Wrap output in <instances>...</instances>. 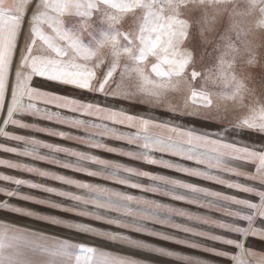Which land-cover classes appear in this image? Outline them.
<instances>
[{
    "label": "snow or ice",
    "instance_id": "obj_1",
    "mask_svg": "<svg viewBox=\"0 0 264 264\" xmlns=\"http://www.w3.org/2000/svg\"><path fill=\"white\" fill-rule=\"evenodd\" d=\"M190 2L228 15L226 31L229 35L220 37L224 48L219 57L222 74L224 57L229 54L244 53L249 65L256 63L250 40L252 29L245 27L242 21L258 12L261 19L257 26L264 27V0H12L11 3L0 0V114L4 117L0 137L21 145L12 147L0 143V151L111 181L174 203L134 196L35 164L5 158H0V166L6 169L30 173L81 192L0 171V181L15 186L13 190L0 187V193L100 221L119 230L113 239L126 246L162 253L186 264L212 262L153 247L139 237L147 236L226 258L232 264H264V252L247 246L249 238L264 241V224L256 223V219L264 220V203L261 202L264 198V103L249 107L245 115L225 123L227 118L218 115L220 101L239 99L242 103L243 93L247 91L244 81L235 75L225 81L233 89L230 96L216 94L203 85L193 86L202 74L192 68L189 78L188 69L193 57L191 52L181 49L190 27L189 22L181 18V9L188 7ZM137 11L143 13L138 29L121 30L123 18ZM38 41L40 50L54 55L36 54ZM106 49L108 62L98 77L95 70L105 63ZM149 57H155L157 61L152 64V71L167 80H148L144 68ZM227 67L231 68L232 63ZM34 77L99 93L105 98L163 107L173 115L196 116L218 127L198 128L152 114L133 113L123 106H102L98 102L57 94L43 90L44 81H34ZM133 77L139 83H134ZM203 78L206 81L213 79L211 75ZM145 84H152L151 90L145 88ZM182 84L187 87V95L181 106L168 101L166 94L179 91ZM201 108L205 110L203 116L199 112ZM213 108L217 113L215 117L210 115ZM27 118L48 123L28 122ZM50 124L76 131L61 130L48 126ZM115 125L132 131H121ZM9 126L117 154L245 195L229 194L186 179L142 170L35 135L17 134L9 131ZM153 129L158 131L153 132ZM78 132L84 135L76 134ZM249 133L258 134L260 139L245 140L244 136ZM105 138L123 141L129 147L109 146L104 142ZM168 156L197 166L176 162L166 158ZM89 165L98 167L93 169ZM249 165L252 170H248ZM141 178H147L151 183L143 184ZM21 186L69 203L15 190ZM180 205H189L196 210ZM216 244L236 251L218 249ZM117 264L146 262L131 257L118 260Z\"/></svg>",
    "mask_w": 264,
    "mask_h": 264
},
{
    "label": "crops",
    "instance_id": "obj_2",
    "mask_svg": "<svg viewBox=\"0 0 264 264\" xmlns=\"http://www.w3.org/2000/svg\"><path fill=\"white\" fill-rule=\"evenodd\" d=\"M11 2L12 0H6V3ZM28 12L30 15L31 8H29ZM138 14L141 13L137 12L134 15L136 16ZM141 17L142 16H139V18ZM181 18L188 21L187 17L181 16ZM211 18L215 20V23L213 24L214 27L212 28L213 31L207 32L208 30H211V27L207 28L206 26V16L203 15L198 17V19L204 22L203 24H201V26H199L198 24V35H229V33L226 31L229 23L227 13L223 14L221 17L217 14H213ZM260 19L261 17L257 12L253 16L248 17L247 19L242 21L245 27H250L252 29L250 40L256 54V63L254 65L248 64V56L244 53L230 54L229 58L225 57L224 59L226 68H228V63H232V67L228 68V73L230 75H227L225 73V70L223 74L221 73L219 60H215L217 62L215 63V67L219 69L214 70V73L218 75V80L216 82L221 87L223 86V89L217 91L216 94H222L225 96L231 95L233 89L230 87L228 92V86L225 81L227 79H230L232 75H235L238 79L243 80L247 87V91L243 93L244 99L242 103L239 99H227L220 101V112L218 115L227 118L225 120V123L234 121L236 118L245 115L248 112L249 107L253 105L259 107L261 103H264V87L259 85L264 84V27L257 26ZM216 20H218V22H216ZM223 27L225 28V32H221V30H223ZM26 28L27 25H25V30ZM189 34L193 33L189 32L188 35ZM253 37H255V39ZM40 49L36 52V54L54 55ZM211 62L212 60L209 61L206 59H200L197 64L198 67H203L205 73L207 64ZM189 68L190 70H192L193 63L189 66ZM254 69H260L261 72H256V74H254ZM101 74L96 73L98 77H100ZM33 79L34 81H44L43 90L52 91L62 95H71L75 98L85 101L98 102L102 106H123L126 109H130L133 113H140L144 115L152 114L161 119H170L176 122L183 123L185 125L196 126L203 129H214L218 127L217 124L204 122L202 121V119L196 116L189 117L173 115L172 113L165 111L163 107L140 105L138 103H130L129 101L113 99L111 97L105 98L102 94L99 93H89L87 92V90L75 89L74 86L71 85H62L58 82L46 81L41 77H34ZM186 93L187 87L182 84L180 91H172L168 93L169 95H167V100L174 104L182 106L183 99L186 97ZM199 112L201 116H203L205 110L201 108L199 109ZM210 115H212L213 117L217 116L215 108L212 109ZM3 118V115L0 114V124H2ZM81 118L93 119L89 117ZM27 119L28 122H38L41 124L48 123L45 121H32L31 118ZM48 126L57 127L65 131H76L74 129H69L66 126L61 125L50 124ZM114 127L119 128L121 131H132L121 125H115ZM8 130L22 135H35L37 138L90 152L92 154L100 156L101 158L119 161L153 173L159 172L176 178L186 179L190 182L200 184L201 186L210 187L229 194L240 196L245 195L242 193H238L235 190H229L225 187L215 185L208 181L186 177L181 173L161 169L158 166L147 165L138 161H133L117 154H111L102 150L87 148L84 145L76 144L72 141L48 137L46 134L32 133L27 130L14 128L13 126H9ZM152 131L156 132L158 130L153 129ZM76 134L84 135L83 132H78ZM244 139L248 141H258L260 137L258 134L249 133L244 136ZM104 142L109 146L124 148L129 147L123 141H117L110 138H105ZM0 143H5L8 146L12 147L21 146L18 144V142L5 140L3 137H0ZM0 158L11 159L22 163L35 164L38 167L56 171L87 183H93L108 188L117 189L134 196H147L150 199H157L167 203H174L172 201L166 200L164 197L153 196L152 194L143 193L140 190L121 186L111 181H106L96 177H89L82 173L60 169L56 166L49 165L43 162L33 161L29 157H21L17 156L16 154L3 153L2 151H0ZM166 158L174 160L176 162L188 164V166H197L193 162L183 161L177 157L168 156ZM89 167L95 169L98 166L89 165ZM247 167L248 170H252L251 165ZM0 171L8 175L16 176L17 178L31 179L35 182L45 183L49 186L59 187L74 192H81V190L78 189L67 188V186L61 185L59 182L42 179L30 173L21 172L19 170L6 169L4 168V166H0ZM230 178L236 179L235 177ZM140 182L146 185L151 183V181L147 178H141ZM0 187H8L7 190H13L15 186L11 185L9 182L0 181ZM15 190H18L22 194H30L39 198H48L65 204L69 203L67 201H64L62 198L50 196L49 194L43 193L39 190L29 189L27 186H21ZM252 199L256 198L252 197ZM0 201L3 202L2 204H0V264H117L118 260L131 257H135L142 262H146V264H186V262L183 260L169 258L167 255H164L162 253H156L146 250L142 251L137 248L128 247L122 241L113 239V236L119 230L113 228L112 226L105 225L100 221H96L91 218H85L71 212L58 211L42 205H38L36 203L20 200L15 196H5L3 193H0ZM261 202L264 203V198H262ZM180 206L191 208L193 211L196 210L189 205ZM250 219L255 218L250 217ZM256 223L264 224V220L256 219ZM235 238L239 239V237ZM139 239L148 242L153 247L159 246L163 249L171 250L178 254H188L190 256L202 257L212 262V264H232V261H230L229 259L213 256L204 252H199L167 241H160L147 236L139 237ZM102 244H107L111 248H103ZM214 246L218 249L229 252L236 251V249L234 248H228L220 244H216ZM247 246L252 247L254 250L264 252V241H261L258 238H249ZM115 248L126 249L132 251L134 254H127L121 251H117L115 250ZM138 253L142 255L139 256Z\"/></svg>",
    "mask_w": 264,
    "mask_h": 264
},
{
    "label": "rangeland",
    "instance_id": "obj_3",
    "mask_svg": "<svg viewBox=\"0 0 264 264\" xmlns=\"http://www.w3.org/2000/svg\"><path fill=\"white\" fill-rule=\"evenodd\" d=\"M139 12V11H137ZM182 12V16L183 17H187L188 18V22H189V32L193 33V34H189L187 39L184 41V43L181 45V49L182 50H186L188 52H191L192 57H193V68H195L196 71L200 72L202 75L200 77H197L196 80L193 82V86L196 88L201 87L202 85L204 87H206L207 89L211 90L212 92L216 93L217 91H219L220 89H223V86L221 87L216 81L218 80V75L214 73V70H219L217 67H215V63H217L215 60L218 59L221 56V53L223 52L224 48H223V41H221L220 37L221 36H225V35H198L197 34V29L198 28V24L199 26H201V24H203L204 22L200 19H198L199 16H203L205 14L206 16V26L207 28L211 27V30H208L207 32H212L213 31V27H214V23L215 20L212 19L211 17L213 16V14H217L214 9H212L211 7H205V6H198V5H194L191 2L189 3L188 7L186 8H182L181 9ZM141 13V12H139ZM226 13H220L217 14L220 17ZM143 13L138 14V15H134V14H128L127 16H125L122 20V23L120 25L121 30L124 31H135L138 29L139 24L142 22L141 18H139V16H142ZM135 16V17H134ZM134 17V18H132ZM216 22H218V20H216ZM221 32H225V28L223 27V30H221ZM97 38L99 39L100 36L99 34L97 35ZM255 39V37H253ZM87 42V41H86ZM41 48V43L38 41L37 45H36V49L37 51ZM107 52L108 50H105V55L107 56ZM51 54V53H50ZM230 54L225 56L229 58ZM224 57V59H225ZM200 59H206L212 62L207 64L206 68H205V73H204V69L203 67H198L197 62ZM106 63L104 65H100L99 68H97L95 71L97 74H101L102 72L105 71L106 65H107V57L105 59ZM157 61L155 60V57H149L148 62H146V66L144 68V72L145 75L147 76L149 81H162V80H167V77H157L155 72L152 71V64L156 63ZM123 63V61H122ZM163 68H166V65H162ZM225 73L227 75H230L228 73V68L224 67ZM254 74H256V72H261L260 69H254ZM189 72V78H190V68L188 69ZM117 75L119 76V70ZM211 75L213 77L212 80L206 81L203 77ZM133 82L134 83H139L138 79H136L135 77H133ZM260 86L264 87V84H259ZM145 88L151 90L152 88V84H145L143 85ZM228 86V85H227ZM230 86H228V92H229ZM180 91V90H179ZM172 92V91H169ZM167 92L166 95H169ZM187 95V93H186ZM103 248H111L109 245L107 244H102ZM115 250L117 251H121L127 254H134L132 251L126 250V249H122V248H115ZM138 255H142L140 253H138ZM99 264V263H97ZM173 264V263H170Z\"/></svg>",
    "mask_w": 264,
    "mask_h": 264
}]
</instances>
